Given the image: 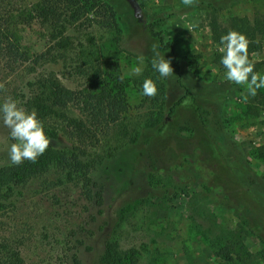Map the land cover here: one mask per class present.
Instances as JSON below:
<instances>
[{
  "label": "rangeland",
  "instance_id": "374dc122",
  "mask_svg": "<svg viewBox=\"0 0 264 264\" xmlns=\"http://www.w3.org/2000/svg\"><path fill=\"white\" fill-rule=\"evenodd\" d=\"M40 1L25 0L24 9L3 25L32 59L13 72H0L5 84L0 103L12 97L37 112L34 101L45 81L58 79L71 90H82L84 71L114 63L126 81L130 109L84 160L93 166V192L103 191V206L86 196L83 175L69 179L53 164L46 174L12 188L10 217L0 223L1 234L20 240L27 264H264V235L248 224L231 195L229 178L233 164L264 177V88L245 102V86L227 81L226 70L213 62L208 25L213 11L198 6L201 0L192 6L182 0H138L140 20L125 0H115L128 23L120 34L100 28L102 18L91 15L93 23L84 17L64 22L63 37L34 12ZM212 2L223 16L264 17V0ZM144 24H156L194 74L227 91L224 130L235 142L227 150L209 132L211 108L187 95L171 52L159 51L158 39ZM189 25H197L192 33ZM63 38L71 43L67 49L59 47ZM154 45L171 61L170 77H160L152 67ZM253 57L262 62L259 73L264 75V47ZM135 67L142 68L141 74H132ZM147 78L157 85L155 97L142 94ZM58 112L42 120L51 141L47 150H69L75 144L66 133V118H80L79 109ZM14 142L0 121V168L11 165L8 150ZM224 250L226 257L220 255ZM112 251L117 259L109 258Z\"/></svg>",
  "mask_w": 264,
  "mask_h": 264
},
{
  "label": "trees",
  "instance_id": "16d2710c",
  "mask_svg": "<svg viewBox=\"0 0 264 264\" xmlns=\"http://www.w3.org/2000/svg\"><path fill=\"white\" fill-rule=\"evenodd\" d=\"M115 0H41L34 12L45 24L59 28L61 36H65L67 28L64 24L79 22L83 17L91 23L101 17L97 26L102 29L121 33L127 28V19L122 17ZM212 0L199 1L200 7L213 11L209 20L212 44L215 47L213 62L221 69L222 54L218 51L220 38L230 30L245 34L250 41L249 58L254 60V54L264 47V17H241L238 15L223 16ZM25 7V0H0V72H13L18 66L31 61L28 53L22 50L18 37L3 28L16 14ZM63 21V23H62ZM145 23V22H143ZM144 26L150 29L152 36L159 41L161 53L171 52L179 84L192 96L199 105H206L213 113V123L209 130L211 136L222 150H227L235 144L231 135L225 131L224 110L228 101L227 91L218 84L206 83L193 73L189 64L182 62L175 45L168 42L166 35L157 31L156 24ZM120 38H116L119 42ZM71 46L68 38L59 42V47L67 49ZM41 57H44L42 55ZM40 60H34L37 63ZM262 62H256L255 71L259 72ZM87 86L82 90H71L58 79L45 81L40 96L34 101L37 114L42 121L52 116H59L60 110L71 107L79 109L81 117H67L66 133L75 142L72 149L57 151L50 149L39 156L35 163L25 160L20 165H9L0 168V223L9 219L11 212L12 188L27 185L36 177L49 172L53 164L59 165L67 176L72 179L74 173L83 175L86 196L96 200L98 206H103V191L93 192L91 173L93 166L84 160L89 152L101 143L103 136H108L117 123L130 109L127 101L126 81L120 67L112 63L106 68L97 66L90 71H84ZM183 130H189L186 127ZM229 174L234 185L232 197L243 208L250 226L262 231L264 235V177L252 172L246 166L232 165ZM3 231V230H2ZM0 229V264H27L22 253L20 240L13 235L1 234ZM262 236V234H261ZM220 255L226 257V250ZM110 259H117L115 251L110 252Z\"/></svg>",
  "mask_w": 264,
  "mask_h": 264
},
{
  "label": "clouds",
  "instance_id": "9594fccd",
  "mask_svg": "<svg viewBox=\"0 0 264 264\" xmlns=\"http://www.w3.org/2000/svg\"><path fill=\"white\" fill-rule=\"evenodd\" d=\"M195 0H182L185 6H192ZM197 25H189L188 30L192 31ZM249 44L245 34L230 30L220 38L218 51L222 54L220 64L224 67L225 79L246 88V94L242 93L246 102L249 96H256L257 91L264 88V75L255 71V60L249 58ZM154 57L152 67L159 73L160 77H170L173 73L171 61L161 56L160 52L153 46ZM141 63L143 57L139 58ZM213 73L217 69H212ZM142 72L141 67L133 69L134 75ZM5 89V84L0 82V90ZM158 89L156 83L147 78L142 84V94L147 97H155ZM0 121L9 130V135L14 143L8 150L9 160L12 165H20L25 160L36 162L37 158L44 154L50 146L51 141L47 137L42 121L39 120L35 110L27 111L19 106L18 101L7 97L0 103Z\"/></svg>",
  "mask_w": 264,
  "mask_h": 264
},
{
  "label": "water",
  "instance_id": "95a60500",
  "mask_svg": "<svg viewBox=\"0 0 264 264\" xmlns=\"http://www.w3.org/2000/svg\"><path fill=\"white\" fill-rule=\"evenodd\" d=\"M125 1L133 9L135 17L140 19V20H142V18H143V9H142L139 1L138 0H125Z\"/></svg>",
  "mask_w": 264,
  "mask_h": 264
}]
</instances>
